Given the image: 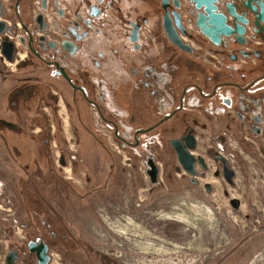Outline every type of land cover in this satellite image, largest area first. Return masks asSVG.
Returning a JSON list of instances; mask_svg holds the SVG:
<instances>
[{
  "label": "flooded vegetation",
  "instance_id": "af4514ba",
  "mask_svg": "<svg viewBox=\"0 0 264 264\" xmlns=\"http://www.w3.org/2000/svg\"><path fill=\"white\" fill-rule=\"evenodd\" d=\"M0 22V143L42 157L22 168L104 151L129 213L264 197V0H0Z\"/></svg>",
  "mask_w": 264,
  "mask_h": 264
},
{
  "label": "rangeland",
  "instance_id": "374dc122",
  "mask_svg": "<svg viewBox=\"0 0 264 264\" xmlns=\"http://www.w3.org/2000/svg\"><path fill=\"white\" fill-rule=\"evenodd\" d=\"M71 151L56 150V171L44 165L40 172L18 163L42 158L39 154L11 151L0 143V264H7L9 249L19 251L18 264H38L27 247L37 235L50 244L53 264H84L88 257L104 264L97 257L107 255L129 264H264V197L253 179L238 211L226 199H176L168 207L157 203L146 210L140 195L129 213L107 153L98 152L104 160L98 166L80 161L62 167L60 154L70 161ZM244 186L239 180L237 189ZM43 220L56 222L55 234Z\"/></svg>",
  "mask_w": 264,
  "mask_h": 264
},
{
  "label": "water",
  "instance_id": "95a60500",
  "mask_svg": "<svg viewBox=\"0 0 264 264\" xmlns=\"http://www.w3.org/2000/svg\"><path fill=\"white\" fill-rule=\"evenodd\" d=\"M4 27V22H0V31ZM234 201H240L239 198H234ZM236 207H238V204H235ZM40 241V238H37V240H31L29 242V249L31 251H36L37 258H38V264H53L51 262V255L48 252L49 247L47 243H45L43 240ZM18 257V252L16 250L11 249L8 252V255L6 257L7 264H16V258Z\"/></svg>",
  "mask_w": 264,
  "mask_h": 264
}]
</instances>
